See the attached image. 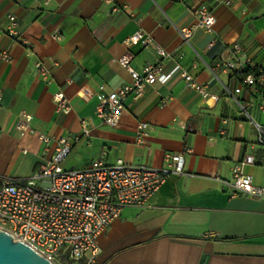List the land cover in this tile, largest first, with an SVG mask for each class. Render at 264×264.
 I'll return each instance as SVG.
<instances>
[{"label":"crops","instance_id":"obj_1","mask_svg":"<svg viewBox=\"0 0 264 264\" xmlns=\"http://www.w3.org/2000/svg\"><path fill=\"white\" fill-rule=\"evenodd\" d=\"M118 0L123 10L110 11L103 0H0V29L15 14L28 44L0 33V173L27 179L55 153L61 138L70 144L64 168L82 169L95 159L122 160L160 169L166 152L180 153L183 171L171 173L146 206L123 209L97 237L100 264H264V197L232 194L235 166L245 155L252 163L240 171L264 186V145L256 141L254 122L264 125L258 96L242 89L236 77L209 69L222 49L240 41L264 66V0ZM205 2L216 16L217 40L196 30L184 42L177 28L196 22L193 9ZM172 54L165 71L176 63L206 84L217 99L206 101L182 83L156 82L137 98L128 96L117 126L102 124L95 111L98 96L85 102L80 89L109 95L130 80L118 58L130 53L139 70L157 61L153 47H127L137 29ZM50 69L46 79L37 70ZM71 98L72 109L56 111L54 94ZM31 115L34 133L16 129L21 113ZM82 120L85 121L82 125ZM140 121L150 128L144 145L135 142ZM84 130L87 132L85 133ZM37 133L50 137L45 143Z\"/></svg>","mask_w":264,"mask_h":264},{"label":"built area","instance_id":"obj_2","mask_svg":"<svg viewBox=\"0 0 264 264\" xmlns=\"http://www.w3.org/2000/svg\"><path fill=\"white\" fill-rule=\"evenodd\" d=\"M103 1L110 5L111 12L126 7L125 4L118 3V0ZM232 1L222 2L231 5ZM193 14L195 23L177 28L181 39L188 42L194 32L200 29L211 36L208 47L214 45L217 40L214 28L216 16L212 9L205 2H201L193 9ZM0 33L22 45L28 44L18 29L15 14L7 15ZM124 42L127 47H153L157 61L146 63L137 70L131 65V54L126 52L118 58V62L129 73L130 80L127 83L107 96L99 95L89 87L80 89L79 96L85 102L95 95L98 96L99 103L95 114L102 124L117 126L126 109L124 100L128 96L140 97L156 82L182 83L198 92L206 101L210 98L217 99L206 84L200 83L181 64L176 63L169 71H165L163 60L172 54L155 43L145 30L137 29ZM0 54L3 60H11L7 50H2ZM36 67L44 78L49 77L50 69L43 61H36ZM209 69L215 77H218L219 72H224L238 79L240 86L232 91L226 89L225 92L241 109L244 107L236 95L246 89L248 93L260 98V108L264 111V66L255 61L240 41L226 45ZM2 99L3 90L0 87V105ZM54 101L58 113L66 114L71 111V98L63 93L54 94ZM31 119L30 114L21 113L15 125L16 129L34 133ZM84 123L82 120V125ZM254 125L257 129L256 141L264 145V125L256 122ZM149 128L147 121L138 122L135 129L136 144L144 145L145 134ZM37 137L45 143L50 140L44 133H37ZM69 151L70 144L65 138H61L48 162L27 179L21 181L0 173V229L9 232L15 239L24 241L54 264H59L62 259L82 264H100L98 256L101 249L97 245V237L108 229L124 208L146 206L169 174L183 171V157L180 153L166 152L165 165L160 169L144 164L129 165L122 160L105 164L100 159L93 160L86 168L69 169L62 166ZM252 162L253 158L245 155L239 165L235 166L233 179L227 183L232 194L264 197V186L257 185L252 176L240 171L241 165Z\"/></svg>","mask_w":264,"mask_h":264},{"label":"water","instance_id":"obj_3","mask_svg":"<svg viewBox=\"0 0 264 264\" xmlns=\"http://www.w3.org/2000/svg\"><path fill=\"white\" fill-rule=\"evenodd\" d=\"M0 264H54L22 240L0 229Z\"/></svg>","mask_w":264,"mask_h":264},{"label":"rangeland","instance_id":"obj_4","mask_svg":"<svg viewBox=\"0 0 264 264\" xmlns=\"http://www.w3.org/2000/svg\"><path fill=\"white\" fill-rule=\"evenodd\" d=\"M59 264H78V263H76V262H73V261H70V260H60L59 261Z\"/></svg>","mask_w":264,"mask_h":264},{"label":"trees","instance_id":"obj_5","mask_svg":"<svg viewBox=\"0 0 264 264\" xmlns=\"http://www.w3.org/2000/svg\"><path fill=\"white\" fill-rule=\"evenodd\" d=\"M264 92V91H263ZM65 260V259H64ZM66 261V260H65ZM74 262V261H73ZM76 263H78V264H82L81 262H76Z\"/></svg>","mask_w":264,"mask_h":264}]
</instances>
